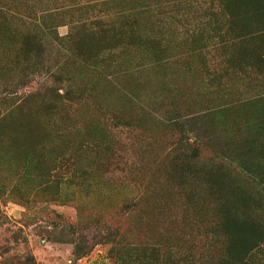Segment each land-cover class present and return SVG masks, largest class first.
I'll return each mask as SVG.
<instances>
[{
    "label": "rangeland",
    "instance_id": "1",
    "mask_svg": "<svg viewBox=\"0 0 264 264\" xmlns=\"http://www.w3.org/2000/svg\"><path fill=\"white\" fill-rule=\"evenodd\" d=\"M99 21L163 52L82 63ZM0 23V264H264V0H0ZM51 89L55 114L24 99Z\"/></svg>",
    "mask_w": 264,
    "mask_h": 264
},
{
    "label": "trees",
    "instance_id": "2",
    "mask_svg": "<svg viewBox=\"0 0 264 264\" xmlns=\"http://www.w3.org/2000/svg\"><path fill=\"white\" fill-rule=\"evenodd\" d=\"M1 24V23H0ZM1 26V25H0ZM121 30L117 29L115 30L112 26H107L106 24L103 25L102 22H98L97 23V28L96 30H94L93 32H89L86 33L85 38H82L79 40V45L76 48L77 51V58L78 61L88 64L90 66H96L99 63L102 62V50L104 49H112L114 48L115 44H111L108 45L106 42L108 39L110 40H119V38L124 39L123 43H128L130 42V44L133 45H145L147 46V48L149 49L150 52H153L154 54H159L161 55V53L163 52V49H160V44L150 38H140L138 35H135L134 32L135 30L132 28V26L130 24H123L122 25ZM44 28V27H43ZM46 29L48 27H45ZM44 28V29H45ZM229 27L227 26L224 30L223 36L227 38L228 33H229ZM232 38V37H231ZM131 40L126 42V40ZM230 40L229 39H222L221 43H220V47L225 46V44ZM42 34H38L37 31L33 32V31H26L21 38V41L19 42L20 47L18 48V51H20V54L22 56V58L24 60H26V62H28V60L31 58L32 56H36L41 50H42ZM93 43V45L96 44H102L103 47L101 48H95L92 47L93 49H89L88 44ZM106 44V45H105ZM161 58H154L153 62H160ZM57 80V79H55ZM59 89V88H58ZM58 89H51V91H48L46 93L43 94H30L28 96H26L24 99H28V101H35L36 99L39 100L40 102L45 104V107L43 109L44 112L47 113H53L55 114V108H56V103L60 102L62 99H69L71 97V90L70 89H65L63 92L62 91H58ZM23 99V102H25ZM25 109L22 108L21 104H17L16 106L13 107V109L8 111V115L6 117H8L9 115H11L12 113L22 116L23 114H26L27 116H30V112L27 113L28 110H26V112H23ZM36 110L33 113V115L36 114ZM47 115L45 113H43V116ZM5 117V116H4ZM28 122V121H27ZM188 142V139H186L185 143ZM188 146V143H186ZM186 146V148H187ZM190 151L192 152L188 157H194V152H196V149L194 150L193 147L190 148ZM193 159V158H191ZM243 164V163H242ZM244 166V168L247 170L249 169L248 167H246L245 165H241ZM106 239H108L109 237L106 236L104 237ZM77 250V249H76ZM239 262H241V259H239Z\"/></svg>",
    "mask_w": 264,
    "mask_h": 264
}]
</instances>
